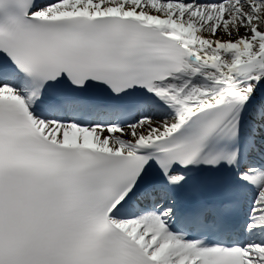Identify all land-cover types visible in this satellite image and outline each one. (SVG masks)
Masks as SVG:
<instances>
[{"label": "snow or ice", "instance_id": "obj_1", "mask_svg": "<svg viewBox=\"0 0 264 264\" xmlns=\"http://www.w3.org/2000/svg\"><path fill=\"white\" fill-rule=\"evenodd\" d=\"M0 264H264V0H0Z\"/></svg>", "mask_w": 264, "mask_h": 264}]
</instances>
